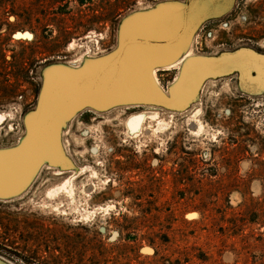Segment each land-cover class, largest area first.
Here are the masks:
<instances>
[{
    "label": "rangeland",
    "instance_id": "1",
    "mask_svg": "<svg viewBox=\"0 0 264 264\" xmlns=\"http://www.w3.org/2000/svg\"><path fill=\"white\" fill-rule=\"evenodd\" d=\"M166 2L185 0H0V150L24 136L46 67L108 55L125 17ZM242 49L264 56V0H231L205 21L155 71L160 89L188 58ZM62 147L73 169L43 165L0 200L5 263L264 264V90L244 91L237 74L205 82L183 112L83 110Z\"/></svg>",
    "mask_w": 264,
    "mask_h": 264
},
{
    "label": "water",
    "instance_id": "2",
    "mask_svg": "<svg viewBox=\"0 0 264 264\" xmlns=\"http://www.w3.org/2000/svg\"><path fill=\"white\" fill-rule=\"evenodd\" d=\"M230 2L161 3L125 17L119 25L117 47L108 55L86 59L79 69L46 67L36 107L23 120L24 136L15 147L0 150V200L22 195L43 165L65 171L74 168L63 150L62 133L83 110L149 106L183 112L197 100L205 82L234 74L244 91L264 90V56L245 49L186 59L167 93L152 77L154 71L181 60L199 27L222 15ZM0 264L7 263L0 260Z\"/></svg>",
    "mask_w": 264,
    "mask_h": 264
},
{
    "label": "bare ground",
    "instance_id": "3",
    "mask_svg": "<svg viewBox=\"0 0 264 264\" xmlns=\"http://www.w3.org/2000/svg\"><path fill=\"white\" fill-rule=\"evenodd\" d=\"M152 77H153L155 83H156V84L158 85V87L160 88L159 81H158V79H157V77H156V75H155V71L152 73ZM154 117H155V116H154ZM2 118H4V116H2ZM137 127H138V126H137ZM141 128H142V126H141Z\"/></svg>",
    "mask_w": 264,
    "mask_h": 264
},
{
    "label": "built area",
    "instance_id": "4",
    "mask_svg": "<svg viewBox=\"0 0 264 264\" xmlns=\"http://www.w3.org/2000/svg\"><path fill=\"white\" fill-rule=\"evenodd\" d=\"M99 52H101V48L98 45L95 47V52H93V54H99Z\"/></svg>",
    "mask_w": 264,
    "mask_h": 264
},
{
    "label": "snow or ice",
    "instance_id": "5",
    "mask_svg": "<svg viewBox=\"0 0 264 264\" xmlns=\"http://www.w3.org/2000/svg\"><path fill=\"white\" fill-rule=\"evenodd\" d=\"M27 39H30L31 37H26Z\"/></svg>",
    "mask_w": 264,
    "mask_h": 264
}]
</instances>
